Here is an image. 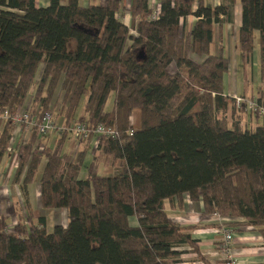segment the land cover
Wrapping results in <instances>:
<instances>
[{"label":"trees","instance_id":"obj_1","mask_svg":"<svg viewBox=\"0 0 264 264\" xmlns=\"http://www.w3.org/2000/svg\"><path fill=\"white\" fill-rule=\"evenodd\" d=\"M47 1L0 0V170L11 158L22 189L38 177L42 208H65L68 220L48 230L43 214L27 223L28 212L8 228L0 214V264H174L187 254L210 264L196 226L166 212L185 194L204 215L254 227L264 244V121L244 126L223 92V46L211 51L219 16L239 3L240 57L251 58L256 31L263 54L264 0H160L155 16L148 0H131L130 24L121 0ZM189 14L197 20L186 32ZM22 108L62 119L52 146L34 125L9 150L14 124L3 114ZM76 122L116 136L91 132L64 149Z\"/></svg>","mask_w":264,"mask_h":264},{"label":"crops","instance_id":"obj_2","mask_svg":"<svg viewBox=\"0 0 264 264\" xmlns=\"http://www.w3.org/2000/svg\"><path fill=\"white\" fill-rule=\"evenodd\" d=\"M105 3V0H79L80 5H87L90 2ZM160 0H148V6L154 10H158ZM211 5H220L223 0H206ZM227 2H225L226 4ZM37 5L45 6L47 0H36ZM124 6V12L120 13L119 19L130 24L131 14L128 8L131 0H121ZM196 5L193 9L195 10ZM220 21L215 23L213 30V42L211 51L216 53L219 45L223 46L224 53L228 59V70L223 76V92L225 95L232 96L234 94L255 98L258 102L264 104V52L260 51L258 37L254 32L257 42L256 50L252 53L251 58L247 62L241 59L237 48V29L241 23V6L235 3L230 7L229 16L220 15ZM197 17L193 14L187 15L181 20L183 28L186 32H190ZM258 33V32H257ZM258 35V34H257ZM257 57L256 61L253 58ZM27 132H22L20 138ZM53 134L48 135L47 143L52 146L57 138ZM95 142L94 138L89 141L90 145ZM80 141L73 143V147L77 148ZM88 147V148H89ZM45 162V161H44ZM43 162V163H44ZM15 167L11 163V158H6L0 170V214H2L11 228L18 220L25 219L28 212L33 210H41L40 185L38 177L33 182L20 188L15 182L12 183L9 171ZM181 207L176 201H165V209L170 218L181 225H195L192 230V236L196 239L201 253L207 258L210 264H264V244L261 235L252 226H233L225 223V221L217 214H202L201 202L193 203L187 194L183 196ZM27 223L28 220H25ZM31 223H35L31 221ZM66 225V223H59ZM46 225V219H45ZM229 227L233 229V239L224 247L222 228ZM47 228V227H46ZM174 264H203L195 258L194 254L184 255L180 262Z\"/></svg>","mask_w":264,"mask_h":264},{"label":"built area","instance_id":"obj_3","mask_svg":"<svg viewBox=\"0 0 264 264\" xmlns=\"http://www.w3.org/2000/svg\"><path fill=\"white\" fill-rule=\"evenodd\" d=\"M157 12L158 10L153 13V16L157 15ZM232 97L238 110L248 112L250 115H258L264 119V104L258 102V100H256L255 98L248 96L234 94L232 95ZM3 117L9 118L14 124L13 136L11 139V144L9 146L10 151L15 150L16 144L21 136L20 134L27 131L31 126H37L38 133L41 137L44 136L45 133L54 126L52 114L48 111L44 112L39 120H37V112L31 113L27 108L18 109L13 113H8L7 111H5ZM68 128H71L76 138L78 139L85 138L91 132L94 134H101L109 137L116 136V131L113 128L102 124H98L95 127L90 128L83 122H76L74 125H72V127ZM221 233L223 235L224 247H227L233 239V229L224 227L222 228ZM231 264L237 263L233 262Z\"/></svg>","mask_w":264,"mask_h":264},{"label":"rangeland","instance_id":"obj_4","mask_svg":"<svg viewBox=\"0 0 264 264\" xmlns=\"http://www.w3.org/2000/svg\"><path fill=\"white\" fill-rule=\"evenodd\" d=\"M257 31H256V39L258 37L257 35ZM214 43H212V46ZM257 47V42L255 40V36H254V42H253V52H254V48L256 50ZM255 53V52H254ZM257 57L253 58V61H256ZM59 96H61V92H58ZM29 101H31V97L29 98ZM30 103V102H29ZM108 108L111 106V98L108 101ZM53 110H55V108H53ZM53 112V111H52ZM242 113V119L246 120L244 121V126L246 127H254L257 124H260L264 121L263 118H261L260 116H255V115H250L248 112H244L241 111ZM52 114V113H51ZM53 115V122H54V126L53 128H51L50 130H48L45 135H44V142H47V137L48 135L50 137H52V135L54 134L57 138L58 137V132L64 127L61 123L62 119L60 117H56L57 114H52ZM72 127V126H70ZM81 140L82 139H78L76 138L74 132L71 130V128H67V132H66V138H65V142H64V149L67 148H72L74 150V152L81 146ZM80 141L79 146L77 148L73 147V143ZM95 142L93 141V143L90 145V147L87 150L86 156L84 158V161L81 165L80 171L78 173V177L80 178H84L86 176V172H87V164L89 163V161L92 158V155L95 153ZM15 167L12 168L10 173V178L13 176ZM43 214L45 216L46 219V227L48 230H51L53 228L54 225L59 224V223H66L68 220L67 217V210L65 208H49V209H44L42 208L41 210L37 209V210H33L32 213V221H34L35 223L37 222L38 216ZM29 224H31V221L28 222Z\"/></svg>","mask_w":264,"mask_h":264}]
</instances>
